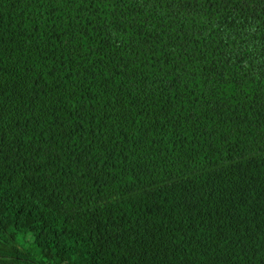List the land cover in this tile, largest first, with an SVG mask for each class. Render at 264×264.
<instances>
[{
	"label": "trees",
	"instance_id": "obj_1",
	"mask_svg": "<svg viewBox=\"0 0 264 264\" xmlns=\"http://www.w3.org/2000/svg\"><path fill=\"white\" fill-rule=\"evenodd\" d=\"M0 264H264V0H0Z\"/></svg>",
	"mask_w": 264,
	"mask_h": 264
},
{
	"label": "rangeland",
	"instance_id": "obj_2",
	"mask_svg": "<svg viewBox=\"0 0 264 264\" xmlns=\"http://www.w3.org/2000/svg\"><path fill=\"white\" fill-rule=\"evenodd\" d=\"M27 247L29 248V251H30L31 253H34L35 248H34L33 245H31V244L29 243V244L27 245Z\"/></svg>",
	"mask_w": 264,
	"mask_h": 264
}]
</instances>
